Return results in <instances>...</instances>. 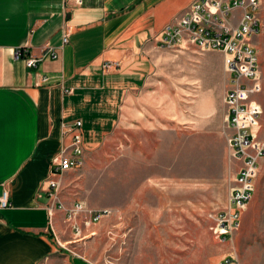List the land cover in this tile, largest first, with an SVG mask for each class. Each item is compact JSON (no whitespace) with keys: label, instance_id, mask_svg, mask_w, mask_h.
I'll return each instance as SVG.
<instances>
[{"label":"rangeland","instance_id":"374dc122","mask_svg":"<svg viewBox=\"0 0 264 264\" xmlns=\"http://www.w3.org/2000/svg\"><path fill=\"white\" fill-rule=\"evenodd\" d=\"M257 13L263 30L251 41L263 73L264 140V4ZM149 58L146 84L125 100L116 127L84 146L82 166L62 179L61 201L111 210L91 222L85 253L94 264H264V159L241 227L225 240L213 217L227 205L236 169L223 54L187 43ZM80 215L82 224L90 216Z\"/></svg>","mask_w":264,"mask_h":264},{"label":"crops","instance_id":"0c3cea01","mask_svg":"<svg viewBox=\"0 0 264 264\" xmlns=\"http://www.w3.org/2000/svg\"><path fill=\"white\" fill-rule=\"evenodd\" d=\"M192 1L0 0V194L11 200L0 209V264H94L84 251L91 222L77 236L63 210L49 214L47 182L71 170L55 174L53 157L72 142L67 124L82 121L84 146L116 127L151 72L153 35ZM46 44L56 59L29 67L15 55L41 57Z\"/></svg>","mask_w":264,"mask_h":264},{"label":"built area","instance_id":"2783aa9c","mask_svg":"<svg viewBox=\"0 0 264 264\" xmlns=\"http://www.w3.org/2000/svg\"><path fill=\"white\" fill-rule=\"evenodd\" d=\"M78 2L81 4L82 0ZM263 4L264 0H193L183 15L166 24L152 37L158 48H174L192 43L202 50L220 51L224 56L229 78L224 97L227 106L225 120L229 131L227 142L234 160L240 162L228 203L223 212L213 216L216 231L225 240L241 227L243 212L256 192L264 159V140L259 134L263 114L259 100L263 90V73L258 49L251 41L254 35L263 30L257 13ZM69 36V29L64 28V43L69 41ZM43 47L44 54L41 57L26 55L28 47L17 48L15 55L17 58H25L29 67L37 66L45 57H58L53 46L46 44ZM82 125L81 120L65 125V131L71 136L72 142L53 158L52 170L55 174L62 175L69 169L82 166ZM47 183L55 195V198L52 197L53 203L48 206L50 216H53L56 208L63 210L66 221L72 224L77 236L81 235V213L90 215L84 219V224L99 222L111 213L109 209L88 208L83 202L69 206L61 201L58 198L63 183L60 176ZM10 205V193L5 189L0 194V209Z\"/></svg>","mask_w":264,"mask_h":264}]
</instances>
